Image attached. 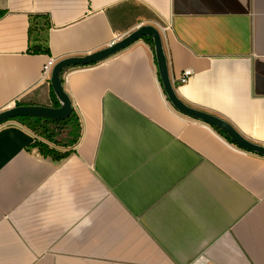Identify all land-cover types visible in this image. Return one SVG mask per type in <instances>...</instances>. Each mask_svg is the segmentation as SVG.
I'll use <instances>...</instances> for the list:
<instances>
[{
  "label": "crops",
  "instance_id": "1",
  "mask_svg": "<svg viewBox=\"0 0 264 264\" xmlns=\"http://www.w3.org/2000/svg\"><path fill=\"white\" fill-rule=\"evenodd\" d=\"M147 24L179 99L264 145V0H0V111L59 106L49 59ZM62 80L76 143L0 125V264H264V156L176 110L151 44Z\"/></svg>",
  "mask_w": 264,
  "mask_h": 264
},
{
  "label": "water",
  "instance_id": "2",
  "mask_svg": "<svg viewBox=\"0 0 264 264\" xmlns=\"http://www.w3.org/2000/svg\"><path fill=\"white\" fill-rule=\"evenodd\" d=\"M144 37H151L153 40L160 80L169 101L176 110L219 129L238 147L264 156L263 144L249 140L225 119L212 113L193 108L179 99L170 78L168 61L164 51L161 33L155 26L151 24L139 26L132 32L122 36L118 40L113 41L111 44L101 50L83 56L67 57L56 62L52 68L49 83L60 105H15L9 109L0 111V125L10 119H15L18 117H40L53 120H62L68 118L74 112V108L71 98L63 87V70L71 66H84L99 63Z\"/></svg>",
  "mask_w": 264,
  "mask_h": 264
},
{
  "label": "trees",
  "instance_id": "3",
  "mask_svg": "<svg viewBox=\"0 0 264 264\" xmlns=\"http://www.w3.org/2000/svg\"><path fill=\"white\" fill-rule=\"evenodd\" d=\"M143 39L151 44V46L154 48V43L151 37H144ZM34 51L48 52V49H42L41 46H36ZM51 94L54 98H56L52 88ZM15 119L27 125L30 129L42 135L48 141L60 146H67L69 144L76 143L80 135L79 119L75 112H73L68 118L62 120H53L40 117H18ZM215 129L232 142V140L223 134L219 129ZM35 145H38L44 154H49L54 157H64L67 155V152H58L43 142L37 141L35 142Z\"/></svg>",
  "mask_w": 264,
  "mask_h": 264
},
{
  "label": "built area",
  "instance_id": "4",
  "mask_svg": "<svg viewBox=\"0 0 264 264\" xmlns=\"http://www.w3.org/2000/svg\"><path fill=\"white\" fill-rule=\"evenodd\" d=\"M121 37L122 36L118 37V39H120ZM55 63H56V60L51 58L44 64L43 73H42V80H44V81L50 80L51 71H52V68H53ZM191 74H192V70H190V69L184 70L179 77V81L181 83L186 82L189 79V77L191 76Z\"/></svg>",
  "mask_w": 264,
  "mask_h": 264
}]
</instances>
